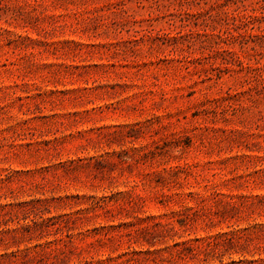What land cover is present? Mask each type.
Listing matches in <instances>:
<instances>
[{"label": "rangeland", "instance_id": "374dc122", "mask_svg": "<svg viewBox=\"0 0 264 264\" xmlns=\"http://www.w3.org/2000/svg\"><path fill=\"white\" fill-rule=\"evenodd\" d=\"M0 264H264V0H0Z\"/></svg>", "mask_w": 264, "mask_h": 264}]
</instances>
